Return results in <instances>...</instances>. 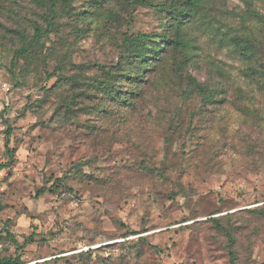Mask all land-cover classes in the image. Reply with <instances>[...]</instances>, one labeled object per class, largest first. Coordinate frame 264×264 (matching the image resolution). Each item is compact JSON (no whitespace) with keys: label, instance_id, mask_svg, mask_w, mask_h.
<instances>
[{"label":"rangeland","instance_id":"obj_1","mask_svg":"<svg viewBox=\"0 0 264 264\" xmlns=\"http://www.w3.org/2000/svg\"><path fill=\"white\" fill-rule=\"evenodd\" d=\"M145 1L0 0V257L264 264V0Z\"/></svg>","mask_w":264,"mask_h":264},{"label":"trees","instance_id":"obj_2","mask_svg":"<svg viewBox=\"0 0 264 264\" xmlns=\"http://www.w3.org/2000/svg\"><path fill=\"white\" fill-rule=\"evenodd\" d=\"M189 1L192 2L194 5H196L199 2V0H192V1L189 0ZM136 2H138L140 4H144L146 1L145 0H136ZM51 11H52V18L50 19L46 33L51 32L53 23H54L55 18H56L54 3L52 5ZM184 12H185V10H183V9L176 10V12L174 13V16L178 17V16L182 15ZM42 36H43L42 31L39 28H37L36 33H35V37L33 39L34 42L39 41ZM150 37L151 36L149 34H144V33L138 34L136 37H133V36L129 35V33L127 32L124 35L123 44H125L128 48L137 47L138 49L141 50L144 48L145 40L150 39ZM153 50H154V54L160 51L159 48H155ZM146 57H147L146 53L141 54V58L146 59ZM250 72L251 73H259L260 76H264V72H259V71H255V70H251ZM188 86L190 88L191 93L194 94L195 96L201 97L204 102L211 100L212 95H211L210 91L208 90V88H206L203 83L196 80L194 77L189 76ZM6 134H7V138L9 139L11 134H12V129L10 126L8 127V129L6 131ZM8 152L10 154L9 161L7 163H5L4 165H1L0 168L10 166V163L13 161L14 150L10 149V147H8ZM41 192L42 191H40L37 194V196H40ZM256 211L260 215H264V207L257 209ZM7 222H8V220L6 221V223ZM5 237H6V239L8 238L9 240H11L12 243H14L17 247H19V243H18L17 239H15L13 233H11L10 229L8 227H6L4 222L0 219V241H2V239ZM35 241H36L35 235L31 234L24 239V243L22 245H20V247L24 248L27 245H29L30 243H33ZM0 264H23V261L18 256L9 257V258L0 257ZM231 264H236V258L234 255H232V258H231Z\"/></svg>","mask_w":264,"mask_h":264},{"label":"built area","instance_id":"obj_3","mask_svg":"<svg viewBox=\"0 0 264 264\" xmlns=\"http://www.w3.org/2000/svg\"><path fill=\"white\" fill-rule=\"evenodd\" d=\"M0 248H1V245H0Z\"/></svg>","mask_w":264,"mask_h":264}]
</instances>
